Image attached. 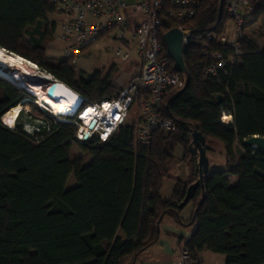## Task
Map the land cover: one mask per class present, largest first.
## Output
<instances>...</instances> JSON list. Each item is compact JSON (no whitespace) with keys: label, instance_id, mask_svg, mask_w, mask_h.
<instances>
[{"label":"trees","instance_id":"trees-1","mask_svg":"<svg viewBox=\"0 0 264 264\" xmlns=\"http://www.w3.org/2000/svg\"><path fill=\"white\" fill-rule=\"evenodd\" d=\"M169 9L164 0L157 33L166 56L162 37L168 30L220 34L228 21L220 0H200L194 18L182 22L171 20ZM50 15L55 8L47 0H0V48L79 93L84 105L114 98L120 88L113 85V67L78 77L72 59L46 56L45 44L57 31ZM259 19L264 27V0L255 1L247 25ZM204 51L224 58L233 52L207 39L183 46L188 85L177 96L179 89L169 90L162 105L176 129L154 132L148 147L135 145L136 125L126 122L105 143L96 137L77 142L72 119L55 118L0 77V264H130L157 242L165 215L194 226L183 245L191 264L202 251L224 256L225 264H264V154L242 146L249 137L264 138V49L245 33L242 57L236 63L222 59L223 69L214 74L205 73L214 60ZM22 102L19 121L5 125L3 116ZM25 107L31 108L27 122ZM224 114L232 120L223 122ZM193 131L222 145L226 167L204 176L202 189L189 200L191 217L182 222L177 206L198 179L188 151ZM73 144L87 162L72 157ZM178 146L182 161L193 166L164 200L161 191ZM71 176L75 184L66 188Z\"/></svg>","mask_w":264,"mask_h":264},{"label":"built area","instance_id":"built-area-1","mask_svg":"<svg viewBox=\"0 0 264 264\" xmlns=\"http://www.w3.org/2000/svg\"><path fill=\"white\" fill-rule=\"evenodd\" d=\"M54 5L55 14L65 17L58 26V39L63 43V59H76L101 39L110 38L115 47L114 56L123 63H130L137 72L130 77L118 94L110 99L92 105L85 104L77 92L76 108L72 114L56 115L43 107L55 118L72 119L76 125L75 140L85 141L96 137L105 143L124 124L132 109H137L134 142L136 146L148 147L154 132L175 131V123L163 116V98L169 90H180L184 84L181 73L175 71L170 57L164 54L157 39L161 24L164 0H47ZM168 15L173 21H187L196 15L200 0H166ZM257 0H221L228 21L220 34L208 31L185 30L182 47L190 39H207L231 49V55L224 58L220 53L202 52L214 63L205 73L214 74L223 69V60L236 63L242 57L241 44L244 40L247 22L252 15V6ZM178 29L184 31L182 27ZM57 32V31H56ZM229 115L222 121L228 122ZM87 121L92 123L89 127ZM87 136V138H84ZM180 264H191L192 258L182 247Z\"/></svg>","mask_w":264,"mask_h":264},{"label":"rangeland","instance_id":"rangeland-1","mask_svg":"<svg viewBox=\"0 0 264 264\" xmlns=\"http://www.w3.org/2000/svg\"><path fill=\"white\" fill-rule=\"evenodd\" d=\"M48 19L49 21H55L58 26L62 21L65 20V17H61L57 15H50ZM58 32L59 31L57 30L52 40H50L49 42L45 44L46 56H48L49 58L63 59L62 49L64 45L58 39ZM263 32H264V27L260 19L257 20V22H255L254 24L246 26V32H245L246 37H249L250 39L252 37L255 41V45L259 49H264V36L262 35ZM114 47H115V44L113 40L110 38L101 39L97 43L93 44L87 51L81 54L78 57V59H76L74 67H75V72L77 73V76L79 77L81 71L84 74H89V75L93 74L96 71H100L102 74H104L105 72L109 70V68L113 67L114 69L111 70L112 71L111 78L113 81V85L116 88H120L124 84H126V82L130 80V77L136 71H135V68H133L132 64L123 63L114 56L113 54ZM28 68H29V71L31 72V75H36L37 71L43 72V70L39 69L38 67H37L38 70H33L30 67ZM10 69H12L11 74L18 72L14 67H10ZM31 75L30 77L24 76L22 83L12 82V84L16 86L17 88L22 89L25 92L29 93L32 97L35 98V100H37L36 103L40 102L41 104H44L49 107L50 106L49 104L42 103L41 98L36 96L33 92H29L31 91L30 85L32 88H35V89L37 88L36 89L37 91L39 90L38 87L41 86L39 81H30V80L35 79ZM42 88L43 90L46 88L45 84L42 85ZM25 103L26 102L21 103L20 110L23 108V105ZM38 108H41V107L38 105ZM30 110H31L30 107L24 108V115L22 116L23 122H27L29 120V118L25 115H27V113L30 112ZM19 115L20 114L18 112L16 117H14V116H11L7 112L3 116L2 121L5 125L9 127H14L20 119ZM136 115H137V109H132V111L130 112L128 116L126 123H134L136 125L137 123L135 121ZM205 146L207 147V152H208L206 153V156L208 155V157L210 158L209 172H212L215 170H223L226 167V160H225L224 150H223L222 145L214 140H205ZM180 149H181V155L179 159H177L175 163L171 166L170 173L174 177H180V176L188 177L189 174L191 173V167L193 166V163L189 164L188 162L186 163L182 161L184 152L181 147L178 146L176 148L175 154L176 155L179 154ZM71 153L74 159L78 157H83L84 162H87L89 160V157L87 155L83 156L82 152L78 149L77 144L72 145ZM171 182H172L171 179L170 180L167 179L165 181V185ZM74 184H75V180L71 176L67 181L66 188H70L74 186ZM192 206H193L192 203H188L182 210H184V212H187L192 208ZM184 224H187V223H184Z\"/></svg>","mask_w":264,"mask_h":264},{"label":"crops","instance_id":"crops-1","mask_svg":"<svg viewBox=\"0 0 264 264\" xmlns=\"http://www.w3.org/2000/svg\"><path fill=\"white\" fill-rule=\"evenodd\" d=\"M135 71L137 72L136 68ZM230 120H232L231 117ZM206 153H208L207 150ZM180 155L181 149L179 154H175L176 159H179ZM206 157L209 164L210 158L208 155ZM170 179L172 182L167 183V185L164 183L161 191V196L164 200L170 199L174 183L179 179L185 181L187 177H174L170 173L168 180ZM192 209L193 207L187 212H184V210L180 212L179 218L182 222H187L189 220L192 214ZM193 230V225L188 226L187 224L180 223L172 216H163L159 223V235L157 242L139 253L130 264H180V250L184 243L189 239ZM193 264H225V261L224 256L220 254L202 251L198 254L197 259L193 262Z\"/></svg>","mask_w":264,"mask_h":264},{"label":"water","instance_id":"water-1","mask_svg":"<svg viewBox=\"0 0 264 264\" xmlns=\"http://www.w3.org/2000/svg\"><path fill=\"white\" fill-rule=\"evenodd\" d=\"M220 5H221V0H220ZM185 34H186L185 30L182 31L178 28H172V29L168 30L167 32H165L163 34V37H162L163 44L165 46L167 54L173 63V69L175 71L181 73L183 76V80H184V84H183L182 88L177 92L176 96L181 94L185 90V88L189 82V75H188L187 70L184 66L183 58H182V48H183L182 47V39H183V36ZM0 49H2V48H0ZM2 50H4V49H2ZM4 51H6V50H4ZM7 53L10 54V52H7ZM26 61H28V60H26ZM30 63H32V62H30ZM4 71L11 73L12 69H10V67H6L4 69ZM55 85H56L55 82H51V84H48L49 87L46 91V94L50 98L53 97ZM221 101H222V96H217L216 102L219 103ZM86 124L89 127L92 126V123L89 121H87ZM84 138H87V136H85ZM191 138L192 139H191V142L189 144L188 151L190 152L191 156L193 157L194 164H195L194 169L197 172L198 179L194 183L187 186L186 194H185L183 200L181 201V203H179L177 206L179 210L183 209L189 203V200L192 197V193L196 189H198V188L202 189L203 178L205 175H207L209 173V164H208V159L206 157V147H205V140H204L203 136L201 135L200 132L193 131L191 134ZM242 146L245 148L258 149L264 154V138L263 137L252 136V137H249L247 139H244L242 141ZM202 199H201V201H202Z\"/></svg>","mask_w":264,"mask_h":264},{"label":"bare ground","instance_id":"bare-ground-1","mask_svg":"<svg viewBox=\"0 0 264 264\" xmlns=\"http://www.w3.org/2000/svg\"><path fill=\"white\" fill-rule=\"evenodd\" d=\"M6 67H14L17 71V73L11 74L4 69ZM32 68L33 70H38V68L33 64L30 63L29 61H26L25 59H22V57L12 54V53H7L6 51L0 49V77L7 79L9 82H15L19 83L23 81L24 76H29L31 75V72L29 71V68ZM33 80L30 81H39L40 87L39 90L37 91L35 88H31V91L33 92L36 96L41 98L42 103L49 104L50 110L52 113L56 115H70L74 111L73 108H76L78 97L73 93V91L66 86L64 83L53 79L52 76H50L47 72H40L37 71L36 75H31ZM31 77V78H32ZM49 82V83H48ZM51 82H55V88H54V93L53 97L50 98L47 96L46 91L48 89V84H51ZM24 84V83H23ZM45 84V89L43 90L42 85ZM48 107V106H47ZM20 111V105L17 107L12 108L8 113L11 116L16 117L17 113ZM229 121V118H227Z\"/></svg>","mask_w":264,"mask_h":264},{"label":"clouds","instance_id":"clouds-1","mask_svg":"<svg viewBox=\"0 0 264 264\" xmlns=\"http://www.w3.org/2000/svg\"><path fill=\"white\" fill-rule=\"evenodd\" d=\"M38 100H39V99H38ZM37 104H38L41 108L46 107V106L42 105L40 102H37ZM46 108L50 110L49 107H46ZM43 109H44V108H43ZM50 111H51V110H50Z\"/></svg>","mask_w":264,"mask_h":264}]
</instances>
